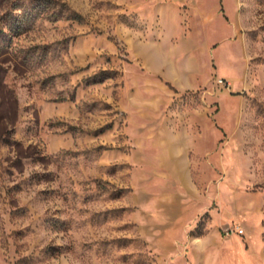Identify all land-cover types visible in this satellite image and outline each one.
<instances>
[{
    "label": "rangeland",
    "instance_id": "obj_1",
    "mask_svg": "<svg viewBox=\"0 0 264 264\" xmlns=\"http://www.w3.org/2000/svg\"><path fill=\"white\" fill-rule=\"evenodd\" d=\"M0 264H264V0H0Z\"/></svg>",
    "mask_w": 264,
    "mask_h": 264
}]
</instances>
